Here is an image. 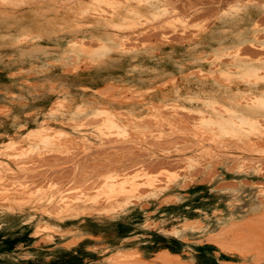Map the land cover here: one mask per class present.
<instances>
[{
	"label": "bare ground",
	"instance_id": "6f19581e",
	"mask_svg": "<svg viewBox=\"0 0 264 264\" xmlns=\"http://www.w3.org/2000/svg\"><path fill=\"white\" fill-rule=\"evenodd\" d=\"M47 2H36L35 9L17 10L15 14L0 8V212L31 210L33 218H20L29 223L34 238L53 242L55 237L65 236L64 220L74 221L81 214L112 218L121 211L133 216L146 230L155 228L181 239L200 232H215L217 236L233 220L262 209L264 153L255 158L240 152L235 157V149L227 150L230 144L253 141L264 146V65L250 61L245 55L249 49L243 52L247 44L264 49V39L261 41L255 30L258 13H252L247 3L236 2L213 32L201 29L197 41L181 43L179 52L162 48L159 56L153 57L146 48L128 47L132 42L125 39L128 36L122 30L131 28L140 18L152 20L159 13L165 14L166 8L155 1L131 0L122 7L111 0H84L80 6L68 0L62 1L63 6L45 8ZM9 3L4 0L2 7ZM261 32L264 37V29ZM88 39L96 41V53L89 52ZM228 50L232 53L228 54ZM83 54L87 56L84 61L93 65L91 72L82 67L83 60L73 64L71 74L65 70L63 60ZM101 80L118 86V95L107 97L113 99L110 103L119 100L115 101L118 107L101 100L102 93L97 91ZM51 82L69 83L74 92H51ZM151 98L161 104L149 103ZM135 104L143 106L138 115L130 109ZM160 105L168 110L162 111ZM174 107L196 113L197 125L214 132L211 138L215 139L199 141L184 155L183 168L173 170L166 179L153 177L148 168L137 165L129 170L110 171L103 187L91 184L90 178L74 191L65 186L50 185L47 190L44 186L34 187L37 185L31 186L25 178L28 176L23 175L22 163L30 155L47 153L51 147L62 152L73 144L75 139L69 138L72 131L64 128L68 126L63 120H71L78 127L75 133L79 140L74 144L92 148H103L112 141L146 145L147 137L158 138L166 131L173 134L184 128L173 117ZM26 110L30 111L28 116ZM145 113L162 126L157 127V132L148 131L149 127L139 118ZM29 117L34 118L28 121ZM93 123L98 125L94 127ZM7 127L19 134L11 138L5 132ZM215 162L222 175L236 180L237 188L217 189V173H213L204 188L207 208L195 210L196 219L186 223L187 216H177L186 198L201 191L194 173L206 174ZM220 205L225 209H220ZM122 248L111 255L109 264H127L138 256L140 259L139 251L133 254Z\"/></svg>",
	"mask_w": 264,
	"mask_h": 264
},
{
	"label": "rangeland",
	"instance_id": "374dc122",
	"mask_svg": "<svg viewBox=\"0 0 264 264\" xmlns=\"http://www.w3.org/2000/svg\"><path fill=\"white\" fill-rule=\"evenodd\" d=\"M8 1L11 2L9 3L10 5L8 4L6 7H2L4 5V0H0V8L6 10V12L15 14L17 10L30 11L35 9L36 6H38L36 2L42 0H22V2L21 0L19 2L16 0ZM45 1H48L44 6L45 8L51 5L60 7L61 5L63 6L65 2H68V0ZM62 1L64 3H62ZM83 1L84 0H74V3L80 6ZM129 1L131 0H111V2L122 7ZM153 1L165 7L166 13H159L156 17L152 18V20L140 18L137 24L129 29L122 30V34L128 36L125 39L128 42L129 40L132 42L129 44L126 43L127 41L125 40L126 46L129 44L128 47H130V45L135 46L130 48H137L138 50L146 48L153 57L159 56L162 48L169 50L168 52H173L174 50V52H179L182 44H189L190 40L197 41V34L201 29L207 32H213L220 24L222 16L226 14L229 8L234 6L236 2L247 3L251 7L250 11L252 13L259 14L256 18L258 19V25L255 26V30L256 34L258 33L257 36H261H259L261 41L264 39L261 32V29H264V0ZM13 2L17 4L13 5ZM22 6H24V8ZM92 41L94 40L88 39L87 43H89L90 47L87 46L89 52L93 54L98 51L99 47L96 41ZM247 45L243 46V52H247L249 49L248 52L244 54L248 56L253 64L259 63L263 66L264 49L260 48L258 45H255L257 47L251 45L247 47ZM226 52L228 54L232 53L229 50ZM81 57H83V59ZM86 58V54L82 56L75 55L69 58L71 61L63 60L64 63L62 61V64L65 65V70L69 71L74 63L82 60L84 61ZM224 59L227 58L225 57ZM83 63H89L88 67L87 64ZM83 63L81 65L85 67L84 69H86L87 73L94 69L90 61L86 62L85 60ZM70 72L72 73V71H69V73ZM50 84H52L54 88L51 92L63 90L74 92V88L69 83L63 84L65 86L52 82ZM97 91L99 94L100 92L102 93L100 94L101 96H99L101 100H105L104 103L107 105L108 103L110 105L113 104L111 105L112 107L115 105L117 107L119 106L116 104L120 102L119 100H114V102L110 103L113 99H107V97H111L112 94L115 96L116 94L118 95V86L116 83L103 82L101 80L100 84L97 86ZM155 93L156 92L151 93V96H154ZM71 98H76V95L71 96ZM157 101L156 98L155 101L153 98L148 100L149 103L158 106L159 104H155ZM71 103L72 102L69 104ZM158 103L161 104L160 101H158ZM142 107L135 104L132 105L130 109L132 108V111H137L136 115H138L137 113H140L138 111H141L143 109ZM159 108L162 111L168 110V108L163 105H160ZM172 111H174V115L170 114L173 115L177 123L184 128L173 134L166 131V133L160 135L158 138L147 137L145 139L147 146L145 144H124L115 141L106 143V146L103 148L96 146L92 148L90 145H79L77 143L76 145L74 143L78 142L79 135L75 133V129L78 127L75 126L76 124L71 120H63L64 123H62L68 126L64 128H67L69 132L72 131V135L69 138L75 139L73 144H71V146L69 145L62 152H56L51 147L52 149H46L47 153H34L30 155L25 159L27 162L22 163V169L25 173H23V175L29 177V179L28 177L25 178L31 186L32 184L37 185L34 187H38V185V188L44 186V190H47L50 185H55V187L65 186L74 191H77V188L81 187L84 181L90 178V181L92 180L90 182L91 184L93 182V185L103 187L111 172L129 170L137 165H143L148 168L149 173L152 172L151 175L153 177H164L162 179H166L168 175H171L170 172H174L178 168H183L184 155L198 145L199 141L203 142L206 139H215L211 138L215 135L214 132L207 131L197 125L198 115L193 111H184L176 107L172 108ZM29 112L30 111L26 110L25 115L28 116L29 114L26 113ZM171 115L168 114L167 116ZM33 118L34 117H31L28 121H31ZM139 118L149 127L148 131L151 133H153V130H156L157 127H162H159L158 123L157 125L153 123L154 120H152L147 113L144 114L143 118ZM47 120L51 121L50 124L53 123L51 119L47 118ZM90 121L93 122L95 120ZM46 122L49 123V121ZM66 122H69L68 124L71 122V124L66 125ZM48 123L47 125H49ZM96 125L94 124V127H96ZM5 132L10 134L11 138H15L14 136H16V133L17 135L19 134V132L13 134L14 131L9 129V127H7ZM155 132H157V130ZM150 135L151 134H148V136ZM258 142L259 141H253L240 145L230 144L227 150L231 151L235 149V157L238 156V154L244 153L248 155L252 154L256 158L261 155V152L264 153V146L257 145ZM234 155L229 156L226 154V156L229 157ZM262 155L264 156V154ZM217 164L218 163L215 162L212 169L204 175H199L200 172L198 171L194 173V180L199 182L198 184H200L199 187H201V191H196L197 193L195 196L186 198V204L184 203L185 206L183 210L179 211L177 216L178 218L187 216L188 219L186 223H188V220L191 222V218L193 220L196 219L197 211L195 210L205 209L204 207L207 208L208 204L205 199L207 194L204 188L210 183L209 179L213 173H217L214 176L217 181L216 188L219 186L221 190L224 191H231V186H233V191L237 188V186L234 187L236 185V180L230 178L231 175L227 176L229 178L222 175L220 173L221 171H219L221 169ZM262 164L264 167V159L262 160ZM42 182H46V187L44 184L42 185ZM227 185H230V187ZM219 187L217 189L220 190ZM191 191L195 192L193 189ZM221 207L225 209L224 205H220V209ZM263 207L258 212H250L242 218L233 220L234 223L232 222V225H225V228L223 227V230L221 232L219 231L217 236L213 234L215 232H200V234L196 236L186 235L181 239L165 235L155 228L146 230L136 223L133 216H127L123 213L122 215L121 211H118V215L112 218L106 215L89 216L81 214L74 221L65 219L63 223L66 224V226L62 228L63 232L66 233L64 234L65 236L55 237L53 242H49L50 240L47 238H34L29 223H25L23 219L20 218L22 215L28 216V219L33 218L31 213H29L31 210L23 208L24 212L21 209L19 212V210L14 209L13 212L12 210L8 211L10 213L5 210L4 212H0V264H109L110 258L122 247V249H124V251L126 250L128 253L135 254L139 251L141 257L140 259L139 256L138 258L136 257L138 264L143 261L142 264H264ZM134 260H130L127 264H137ZM138 261L141 262L139 263ZM181 261H184V263Z\"/></svg>",
	"mask_w": 264,
	"mask_h": 264
}]
</instances>
